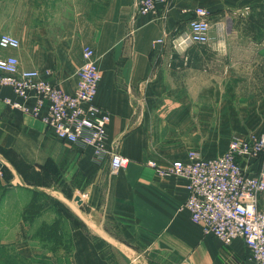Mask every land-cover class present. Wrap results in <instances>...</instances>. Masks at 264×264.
<instances>
[{"label": "crops", "instance_id": "0c3cea01", "mask_svg": "<svg viewBox=\"0 0 264 264\" xmlns=\"http://www.w3.org/2000/svg\"><path fill=\"white\" fill-rule=\"evenodd\" d=\"M137 2L0 0V35L11 33L21 42L18 49L0 48V57L16 55L21 69L38 70L72 93L83 46L95 48L102 73L96 101L111 114L108 144L130 158L126 168L110 175L92 146L63 142L38 118L10 108L3 98L18 96L1 86L0 148L35 170H51L53 160L64 181L45 188L27 183L19 161L0 153L11 175L9 183L1 178L7 191L0 200V264L247 262L250 249L243 238L225 244L206 235L183 208L187 180L158 169L168 170L191 149L215 157L235 135L264 133V34L244 28L264 0H167L147 14L138 12ZM197 6L209 10L212 22L204 69L195 67L198 56L190 49L200 44L185 49L172 44ZM238 29L245 32L237 34ZM158 38L164 42L156 43ZM263 165L262 160L249 168ZM75 173L85 180L74 183ZM63 187L73 189L72 199ZM34 190L47 193L49 200L28 222L22 214ZM82 192L87 196L79 204L75 197ZM259 207L264 211V192ZM57 211L65 215L58 241L41 239L38 228L53 222Z\"/></svg>", "mask_w": 264, "mask_h": 264}, {"label": "built area", "instance_id": "2783aa9c", "mask_svg": "<svg viewBox=\"0 0 264 264\" xmlns=\"http://www.w3.org/2000/svg\"><path fill=\"white\" fill-rule=\"evenodd\" d=\"M167 0H138V12H156ZM187 11V10H185ZM188 28L176 35L172 44L188 48L210 42L212 22L205 6L192 11ZM164 38H158L161 44ZM21 42L11 33L0 35V48L18 49ZM78 83L69 93L45 79L38 70L21 69L16 55L0 57V87H11L18 99L4 97L12 109L41 120L63 142L93 147L97 159L110 158V172L126 168L130 158L108 144L107 127L110 112L96 101L102 73L92 45L82 49V64L77 70ZM264 162V133L250 132L235 135L228 149L215 157H204L198 150H189L186 159H177L168 170L187 180L188 196L183 208L191 220L202 226L206 235L230 244L243 238L250 249L245 264H264V211L259 207V196L264 192V165L260 170L249 168L251 163ZM149 165L158 168L157 163ZM87 193L81 195L86 198Z\"/></svg>", "mask_w": 264, "mask_h": 264}, {"label": "rangeland", "instance_id": "374dc122", "mask_svg": "<svg viewBox=\"0 0 264 264\" xmlns=\"http://www.w3.org/2000/svg\"><path fill=\"white\" fill-rule=\"evenodd\" d=\"M228 22H226V24H229ZM232 25L234 26L233 28L235 29L236 26H235L234 22H233V24H230V26H232ZM230 26L227 27V25H226V29H224L225 33L228 32L227 30ZM244 32L245 31L242 32L240 29H238L237 34H242ZM233 33H236V32H233ZM190 49L193 51V53H196L195 54L196 56H198V59L195 60V62H196L195 67L204 69V67H206V60L204 58V55L206 53L205 45L192 46V47H190ZM191 62L193 63L194 60H190L189 64H187V67H189ZM185 89H187V87ZM187 93H188V91H187ZM235 109L238 110L239 108H235ZM70 144H73V143H70ZM0 153L2 155H5L7 157V159H9V160L19 161V164L17 163L18 167H19V171L22 173V175L24 177V181H26L27 183H36V184H38V186L45 188L47 186H51L54 183L58 184V183H62L64 181V178L62 176L63 174H62L61 170L59 169V167H57L56 165L53 164V160H50V162H49V166H50L51 170L48 171L44 167H41V169H39V170H35L33 168V165L31 166L29 163H27L23 157H19L20 159L17 157H13V156L11 157V156L7 155V152H5L3 150V148H0ZM13 158H15L16 160ZM99 161L107 163L108 166L110 167V158L108 156L105 157L104 159H100ZM110 175H112L111 172H110ZM0 177L6 183H9L11 181V175H10L9 171L4 169L3 167L0 169ZM71 179L74 180L73 181L74 183L85 180L83 175H81V174L78 175L77 173H75L73 176H71ZM63 189H64V194L69 199H72L73 189L71 187H67V188L63 187ZM84 193L85 192H82V194H84ZM73 208L76 209L75 206H73ZM69 209L68 208L64 209V213L70 214L71 209L70 210Z\"/></svg>", "mask_w": 264, "mask_h": 264}, {"label": "trees", "instance_id": "16d2710c", "mask_svg": "<svg viewBox=\"0 0 264 264\" xmlns=\"http://www.w3.org/2000/svg\"><path fill=\"white\" fill-rule=\"evenodd\" d=\"M259 10H255L245 20V31L247 33L264 34V3L258 4ZM7 191L1 183L0 177V200ZM49 200V195L43 191L34 190L33 195L29 203L23 209V219L28 222H33L45 209V206ZM65 215L57 211V217L51 223L42 222L38 228L37 235L41 239H53L58 241L57 231L64 226ZM61 241V239L59 240ZM66 250L71 251L72 242L65 244Z\"/></svg>", "mask_w": 264, "mask_h": 264}, {"label": "water", "instance_id": "95a60500", "mask_svg": "<svg viewBox=\"0 0 264 264\" xmlns=\"http://www.w3.org/2000/svg\"><path fill=\"white\" fill-rule=\"evenodd\" d=\"M3 167V163L2 161L0 160V169ZM75 200L79 203V204H82L83 200L81 199L80 196H76L75 197Z\"/></svg>", "mask_w": 264, "mask_h": 264}]
</instances>
